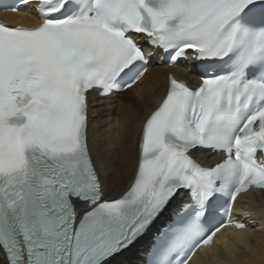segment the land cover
<instances>
[{
  "label": "snow or ice",
  "instance_id": "snow-or-ice-1",
  "mask_svg": "<svg viewBox=\"0 0 264 264\" xmlns=\"http://www.w3.org/2000/svg\"><path fill=\"white\" fill-rule=\"evenodd\" d=\"M21 8L39 23H0V264H191L222 228L264 231V199L233 218L264 197V0ZM158 56L192 81L170 72L131 148L105 146L91 98L133 89Z\"/></svg>",
  "mask_w": 264,
  "mask_h": 264
},
{
  "label": "bare ground",
  "instance_id": "bare-ground-1",
  "mask_svg": "<svg viewBox=\"0 0 264 264\" xmlns=\"http://www.w3.org/2000/svg\"><path fill=\"white\" fill-rule=\"evenodd\" d=\"M4 17L17 24H25L23 15L6 14ZM32 21H36L33 18ZM154 61L144 78L133 89L121 95L108 99H98L95 95L91 98V134L93 137L110 147H127L129 139H134L130 130H138L144 114L148 111V104L155 106L166 90L169 72H175L178 77L192 81V74L182 67L168 69L159 67ZM147 101V103H145ZM206 155L205 153H198ZM131 166H129V172ZM123 181L119 176L110 180L112 193L117 194ZM260 194L245 196L236 203V208L245 207L259 212ZM252 226V224H251ZM256 232L239 234L237 231L226 233L216 239L213 248L200 249L191 264H264V231L256 224Z\"/></svg>",
  "mask_w": 264,
  "mask_h": 264
}]
</instances>
